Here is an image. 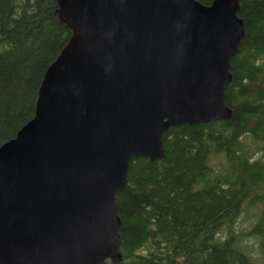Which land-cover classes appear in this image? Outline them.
I'll list each match as a JSON object with an SVG mask.
<instances>
[{"label":"water","instance_id":"1","mask_svg":"<svg viewBox=\"0 0 264 264\" xmlns=\"http://www.w3.org/2000/svg\"><path fill=\"white\" fill-rule=\"evenodd\" d=\"M71 36L0 146V264L117 256L131 162L172 126L226 119L241 0H58Z\"/></svg>","mask_w":264,"mask_h":264},{"label":"trees","instance_id":"2","mask_svg":"<svg viewBox=\"0 0 264 264\" xmlns=\"http://www.w3.org/2000/svg\"><path fill=\"white\" fill-rule=\"evenodd\" d=\"M239 14L245 22L262 15V22L246 33L240 46L264 50V0H241ZM70 36L58 0H0V146L35 115L45 72ZM255 73L252 67L241 69L225 89L226 102L235 104L232 115L220 120L234 127L232 138L212 142L209 125L217 120L176 125L164 134V158L140 156L131 162L128 185L117 194V206L120 200L123 207L119 244L133 248L150 243L156 249L138 255L135 264H254L233 236L213 242L204 233L230 224L241 197L232 183H203L201 173L220 152L227 155L230 166L238 137L264 125V82L249 85L252 79L257 82ZM241 93L258 96L259 102L236 103Z\"/></svg>","mask_w":264,"mask_h":264},{"label":"rangeland","instance_id":"3","mask_svg":"<svg viewBox=\"0 0 264 264\" xmlns=\"http://www.w3.org/2000/svg\"><path fill=\"white\" fill-rule=\"evenodd\" d=\"M262 15L252 16L246 21V33L262 22ZM254 68L257 82L249 81V85H260L264 82V50L248 45L240 46L238 54L231 61L232 75L244 68ZM245 83L247 81H244ZM235 86L232 89L235 90ZM252 98L255 100L253 101ZM260 99V98H259ZM258 96L238 94L237 102H259ZM251 105H255L251 103ZM264 104V99H263ZM234 102L228 101L232 107ZM214 134V141H226L233 137L234 127L224 121L217 120L209 125ZM233 163L228 166L227 155L220 152L217 157H211L201 173V181L205 184H216L236 188L241 197V207L236 217L230 224H221L215 228L205 230V234L213 242H218L233 236L235 244L250 256L254 264H264V125L254 132L244 131L235 143ZM119 214L123 216L121 201L118 204ZM156 249L150 243L129 248L125 243L118 246L117 256H109L108 264H119L120 259L124 264H135L138 255H150Z\"/></svg>","mask_w":264,"mask_h":264}]
</instances>
